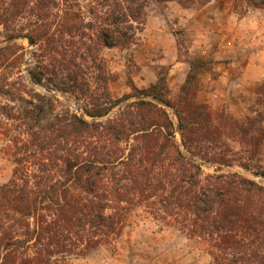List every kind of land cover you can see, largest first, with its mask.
Wrapping results in <instances>:
<instances>
[{"label":"trees","instance_id":"obj_1","mask_svg":"<svg viewBox=\"0 0 264 264\" xmlns=\"http://www.w3.org/2000/svg\"><path fill=\"white\" fill-rule=\"evenodd\" d=\"M90 1L86 14L80 0H0L4 39H28L40 66L60 70L66 90L82 102L80 113L55 114L45 127L9 139L13 170L0 186V264H66L99 246L113 248L140 207L196 239L211 264H264V185L202 167L218 150L230 152L224 136L233 128L242 138L249 134L230 119L216 124L196 101L198 74L213 73L212 61L186 59L173 99L166 70L144 88L129 82L130 92L113 98L108 84L117 75L101 52L137 43L151 0ZM243 1L264 8V0ZM2 75L0 94L16 98ZM36 96L30 112L39 114L45 103ZM257 121L248 120L250 130ZM217 160L231 166L224 153Z\"/></svg>","mask_w":264,"mask_h":264},{"label":"rangeland","instance_id":"obj_2","mask_svg":"<svg viewBox=\"0 0 264 264\" xmlns=\"http://www.w3.org/2000/svg\"><path fill=\"white\" fill-rule=\"evenodd\" d=\"M183 1L188 4L187 9L198 13L197 18L200 22L198 25L194 23L196 28L193 30L202 31L207 28V47L212 54L223 47L232 45L231 39L236 38L234 23L238 19L243 18L244 22L241 39L245 40L249 31H259L264 28V8L247 6L243 0ZM90 2V0H80L85 13ZM182 7L186 8L178 0H151L143 29L138 33L137 43L125 49L104 48L102 50L108 71L117 75V79L108 84L113 98H119L130 92L129 82L144 88L156 80L158 72L166 70L169 97L173 99L184 81L177 88L170 85L169 66L160 64V58L164 51L168 50L169 44L175 43L177 58L183 62H186L188 58H201L212 61L214 66L217 61H224L221 58L215 59L211 54L206 56L190 53L189 49L195 33L192 34L189 30L194 24L186 26L180 23L178 10ZM200 9L202 11L198 12ZM187 28H189L188 31ZM3 35V28L0 25V47L7 46L4 50L6 59L0 64V74L7 78L6 83L13 89L16 98L12 99L0 94V186L10 179L13 170L12 143L9 141L12 135L45 127L55 114L67 110L80 113L82 106V102L66 90L67 82L60 70L51 66L46 70L40 66V54L36 46L31 45L25 38L9 41L4 39ZM204 71L206 70L198 74L201 87L196 93V101L207 106L216 124H221L224 119L228 122L230 119L232 123L249 130L247 138H242L239 131L234 128L231 138L224 136L230 152H227L226 148L218 150L216 152L218 154L210 155L209 158L215 160L202 162L204 173L238 172L264 185V90L260 91L264 88V79L250 87L251 93L247 103L241 109L234 110L229 109L225 104L218 103L217 98L209 103L198 100V93L203 88L200 74ZM210 74L214 76V72ZM36 76L41 80L38 81ZM36 94L41 95L45 103V108L39 114L35 111L30 112L29 100L33 98V101L38 102L39 98ZM117 111V108H114L110 115H114ZM254 118L259 119L255 125L256 131L250 130L252 124L248 122L249 119ZM228 129L230 131V128ZM248 138H252L251 142ZM177 139L179 140L178 134ZM219 153H224L226 159L231 162V166L219 164L217 160ZM243 164L247 168H244ZM211 262L212 256L196 239L155 221L143 207H140L128 217L127 224L113 248L99 246L84 257H68L65 263L211 264Z\"/></svg>","mask_w":264,"mask_h":264},{"label":"crops","instance_id":"obj_3","mask_svg":"<svg viewBox=\"0 0 264 264\" xmlns=\"http://www.w3.org/2000/svg\"><path fill=\"white\" fill-rule=\"evenodd\" d=\"M200 11L202 10L200 9L198 12ZM178 12L181 24L186 26L194 23L199 24L197 12L194 13L183 7ZM242 23H244L243 18L234 23L236 24L234 25L236 26L234 27L236 38L231 39L232 45L223 47L214 54L207 47V28L202 31L199 29L193 30L196 28L195 24L190 30L187 28V31H191L192 34L195 33V38L191 41L189 49L192 55L195 53L198 55L211 54L215 59L221 58L224 60L217 61V64L213 66L214 76L208 71L200 74L203 84V88L197 96L200 102L209 103L217 98L218 103L225 104L229 109H241L247 103L251 93L250 87L264 79V28L259 31H249L244 40L240 38H243ZM238 33L241 34L238 35ZM160 64L169 66L168 82L177 88L184 81L188 64L178 60L175 43L169 44L168 50L164 51L163 56L160 58Z\"/></svg>","mask_w":264,"mask_h":264},{"label":"water","instance_id":"obj_4","mask_svg":"<svg viewBox=\"0 0 264 264\" xmlns=\"http://www.w3.org/2000/svg\"><path fill=\"white\" fill-rule=\"evenodd\" d=\"M28 42L30 43V41L28 40Z\"/></svg>","mask_w":264,"mask_h":264}]
</instances>
